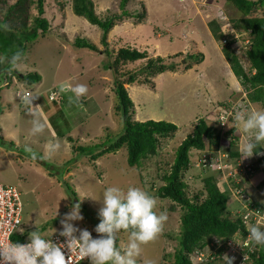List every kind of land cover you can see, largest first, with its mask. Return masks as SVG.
Listing matches in <instances>:
<instances>
[{
  "label": "rangeland",
  "instance_id": "1",
  "mask_svg": "<svg viewBox=\"0 0 264 264\" xmlns=\"http://www.w3.org/2000/svg\"><path fill=\"white\" fill-rule=\"evenodd\" d=\"M14 1L16 0H9L8 4ZM66 1L68 0L45 1L46 17L52 24L51 34L39 35L35 40L29 41L26 53L18 60H13V68L16 67L24 74L38 72L40 80L29 84L18 78H15V82L6 76L7 82L0 86V133L16 142L14 149L0 147V183L17 186L21 191L22 226L28 229L27 234L37 227L40 234L44 235L43 238H47L53 231L63 229L60 220L64 219L63 214L70 211L69 206L75 202L71 190L66 188L63 182H67L77 191L80 203L89 210L88 213L81 206L83 219L69 223L89 230L93 238L97 236L93 229L98 224L96 216L102 207L103 190L108 186H117L124 191L130 186L139 187L156 198L154 210L157 214L163 213L166 219L158 235L141 245L140 255L136 258L137 264H147L149 261L151 264H175L182 210L179 206L172 210V201L157 196L156 192L164 183L163 175L169 171L174 161L177 146L193 130L201 115L208 117V122L212 123L216 112L223 110L228 119L237 113L247 116L251 111L261 110L260 103H250L249 108L245 107L248 101L244 100V88L236 86L241 84L240 79L233 72L229 61L224 59L221 46L218 45V48L216 45V38L209 26L210 20L215 17H226L225 22H228L231 16L241 17L244 12L228 0H129L125 9L132 15L135 14V17L122 14L121 19L116 21L107 37L109 50L117 51L122 46H133L141 50L147 49L152 56L162 55L167 62L176 63L175 70H166L157 75V90L152 89V92L149 90V93H145L138 91L141 86L139 84L125 85L135 105L133 119L167 120L177 124L178 130L172 136L161 138L157 154L144 159L141 166L128 163L126 147L116 152L104 153L95 161L84 156L74 164L65 166V162L75 155L67 143V137L65 140L60 138V148L50 155L44 148L50 142L58 143L48 136L52 130H58L57 123L60 126V134H70L75 139V144L85 146H95L108 137L114 138L124 129L122 118L116 110L117 97L113 89L112 71L107 68L112 58L101 52L106 47L101 42L103 30L85 17L75 14L71 4H65L66 7H63ZM93 1L95 11L101 18L123 13L122 0ZM69 2L72 3L71 0ZM142 2L145 4L147 17L138 22V14L144 7ZM8 4L0 9L4 17ZM25 5L26 0L14 9L12 17L25 20ZM255 9V13H264V3L261 2L260 7ZM16 10L22 13L19 15ZM30 14L32 18L38 14L35 5L30 9ZM78 37L95 43L99 50L76 47L74 42ZM199 53H202L203 57L201 61L196 62ZM241 59L245 66L249 65L245 55ZM138 61L128 67L134 68L142 63L141 60ZM153 81L154 86L156 81ZM76 85L87 87L86 94L78 102L70 91ZM191 88L199 95L207 91L211 96L206 103L198 105L199 98L193 100L192 94L190 96ZM26 90L31 93V97H39L37 101L42 100V104L53 112L48 115L44 111L46 117L40 118L45 125L44 129L29 136L27 134L31 132L33 116L26 111L27 100L21 99L19 95V92ZM233 98L234 103L230 105ZM137 100H140L139 105ZM191 101H194V109L187 111ZM222 101H225L223 105L220 104ZM232 123L231 121L230 124ZM49 124L51 128H48ZM236 131L243 141L244 133L238 125ZM47 138L52 140H46ZM206 142L208 144V141ZM225 148H228V143L223 146V150ZM33 153L36 158L32 157ZM40 156L45 163L56 165L51 172L55 171L57 176L50 175L45 165L38 162L37 157ZM257 157L254 153L248 158L252 165ZM64 166L65 169H62ZM261 170L263 171H260L259 175L258 169L253 168L251 179H263L264 168ZM199 171L198 168H191L187 172L186 178L191 193L203 186L202 179L207 174ZM260 191L262 194L257 192V199L263 201L264 180ZM233 200L234 196L228 203L229 215L232 218L233 212L242 207L238 201ZM61 213L62 217L55 222L54 219ZM257 213L262 214L259 210ZM257 213L255 217L258 222L264 223V218H259ZM43 227L45 229L42 231ZM114 237L117 239L115 246L123 253L130 240L129 232L118 231ZM13 238L17 242H23L28 236L21 234ZM202 255L203 253H195L193 259L197 260Z\"/></svg>",
  "mask_w": 264,
  "mask_h": 264
},
{
  "label": "trees",
  "instance_id": "2",
  "mask_svg": "<svg viewBox=\"0 0 264 264\" xmlns=\"http://www.w3.org/2000/svg\"><path fill=\"white\" fill-rule=\"evenodd\" d=\"M45 1L26 0V18L22 20L13 18L12 13H15L14 9L24 4L25 0H16L9 4V0H0V9L3 5L8 4L6 17L0 11V72H5L7 77L11 78L12 75H20L19 70L16 67L13 68V64L16 59L18 60L26 53L29 41L35 40L39 35L46 36L50 34L52 24L49 18L46 17ZM71 1L72 3L69 0L63 3V7L71 4L75 14L85 17L92 24L99 26L103 30L101 42L106 47L101 52L108 54L112 58L107 68L112 71L113 89L117 97L116 110L122 118L124 129L114 138L108 137L105 141L96 143L95 146L75 144V139L71 135H66L67 140L72 143V151L75 155L67 160L64 165L74 164L84 156L90 157L92 161H95L104 153L116 152L120 148L126 147L128 163L141 166L144 159L157 154L161 138L174 135L178 130V126L174 122L167 120H134V101L125 85L143 84L153 86L152 82H154L155 77L166 70H175L176 63L167 62L162 55L152 56L147 49L141 50L133 46H122L117 51L109 50L107 37L109 31L115 26L116 21L121 19L122 14L135 17V14L132 15L125 9L129 0L121 1V8L123 9L121 15L106 18H101L97 15L93 0ZM228 1H232L237 8L244 12V16H231L228 18L234 27V32L223 30L226 19L223 20L218 17L210 20V29L216 40L222 44V51L225 57L245 89L246 98L244 100L248 101L245 107L249 108L250 103H260L261 107L264 108V13H255V8L257 6L260 7V3L262 2L263 4L264 0ZM142 4L144 7L142 8L143 11L138 14V22L143 21L147 17L145 4L143 2ZM34 5L38 9V14H35L32 18L30 9ZM16 12L19 15L22 13L19 10H16ZM236 33L242 36L243 42H245L244 38L248 39L249 37V42L246 44L248 48L245 51L250 62L248 69L244 67L241 55L236 47L238 44L235 39ZM74 45L76 47L99 50L95 43L83 38H77ZM14 56L15 59L13 58ZM202 57L203 54L199 53L196 57V62L201 61ZM138 60H141L142 63L137 64L134 68L128 67V65ZM189 66L190 64L187 67ZM40 78L41 76L38 72L26 74V80L29 84L39 81ZM231 101L230 105L234 103V98ZM224 102L222 101L220 104L223 105ZM208 121V117L201 115L195 122L193 130L179 143L175 150L174 161L169 171L163 175L164 183L158 187L156 192L157 196L168 198L172 201L170 205L172 210H175L177 206L182 210L181 227L177 236L178 245L174 263L224 264L225 261H222L221 256L230 248V246L227 247V242L230 239L241 237L242 240L240 239L237 242L239 246L236 252L240 254L238 260L244 253L246 254V259L241 264H264V245L253 247L251 243L245 244L243 240L247 236V230L250 225L254 224V226L259 227L254 218V213L251 214L248 221L242 216L232 218L227 211L230 194L219 187L212 176L205 177L204 186L198 191L190 192V184L186 177L190 168V154L193 149H221L228 143V148L223 150L225 155L232 160V163L240 159L239 139L241 135L236 131L237 125L234 117L230 116L224 124H221L217 119H213L212 121L214 122L212 123ZM231 121L233 122L232 124H230ZM60 136H65V134H60ZM206 141H208V144ZM15 144L16 142L13 139H8L0 133V147L14 149L13 146ZM259 152L262 154L258 155L253 166L257 169L259 167L263 169L264 147L259 148ZM37 159L38 162L45 165L50 175L57 176L55 171L51 172L56 165L53 164L54 166H51L48 162L45 163L41 156L37 157ZM65 166L62 169H65ZM63 183L66 188L68 187L71 190L73 199H75L73 201L79 200L77 191L72 189L67 182ZM79 202L81 201L79 200ZM80 205L89 213L85 205L81 203ZM256 206L264 213V202H257ZM61 217L62 213L54 221L58 222ZM96 219L99 223L98 213ZM44 229L45 227L42 228V230ZM126 231L121 230V232ZM116 241L117 239L115 238V245L117 244ZM195 253H203L202 259H193ZM235 262L237 261L232 259V264H237Z\"/></svg>",
  "mask_w": 264,
  "mask_h": 264
},
{
  "label": "clouds",
  "instance_id": "3",
  "mask_svg": "<svg viewBox=\"0 0 264 264\" xmlns=\"http://www.w3.org/2000/svg\"><path fill=\"white\" fill-rule=\"evenodd\" d=\"M222 19L224 20L226 17ZM226 23L231 25L233 28L232 32H234L231 21L224 24ZM238 35L239 37H235L238 41L236 45L237 50L240 55L243 53L247 58L245 51L248 48L246 44L249 42V37L247 36L248 39L244 38L245 42H243L242 36ZM217 42L222 49V44L218 40ZM243 55H241V58ZM13 58L15 59V56ZM249 66L250 63L248 66L244 64L246 69ZM28 73L24 74L22 71H19L20 75L18 76L21 77L12 75L11 79H14L15 82L17 81L15 78L27 81L26 74ZM6 82V73L4 72V80L0 83V86ZM27 91L19 92V95L21 99L27 100L28 107L26 111L34 117L32 119L31 133L36 134L41 132L45 125L39 119L38 113L35 112L36 106H33V100L36 97H31L29 91V95H26ZM70 91L72 97L74 96L76 102H78L86 94L87 87L85 85H76ZM72 97L69 98L70 102H72ZM260 109L259 111H251L247 116L239 113L234 116L236 124L244 133V139L239 146L240 159L232 163V160L222 151L223 148H221L222 150L219 148L208 150H206L207 148L204 150L196 149L197 154L195 156L193 155V151H191L190 168L188 169L198 168L201 172L206 173L207 175L202 180L205 177L212 176L219 187L229 192L230 198L234 196V200L238 201L242 207L233 212V218L242 216L248 221L251 214L254 213V218L259 227L252 224L247 230L248 238L253 247L264 245V224L263 221L262 223L258 222V218L255 217V211L258 212L259 210L256 206L257 202H264V200H256L250 194V189L245 184V178H247V181L250 180L252 176L251 171L254 168L248 158L254 153L257 155L262 154L259 152V148L264 147V108L260 107ZM58 147V143L50 142L46 145L47 154L50 155ZM28 151H31V149H28ZM32 157L36 158V154L33 153ZM203 159H205L204 162ZM239 162L251 164L252 170L243 173L244 165H238ZM218 165L222 167H218ZM260 169L259 167L258 171ZM230 171H232V175ZM261 180H264V178L259 181ZM261 183L259 186H261ZM236 190H240L241 192L238 194ZM155 207L156 198L139 187L130 186L124 191L117 186H108L102 192V207L98 213L100 222L93 229L97 234L96 238H93L92 232L89 230L80 229L69 223V221L83 219L81 205L79 200H77L71 203L69 206L70 211L64 213V219L60 220L63 229L58 234L65 237L63 242L53 243L51 240L43 238L37 227H35V230L28 233L27 243L9 242L0 245V264H70L68 256L74 250L78 252L79 259L87 258L89 260L86 264H137L136 258L140 255L141 245L150 242L158 235L166 219L163 213L157 214L154 211ZM227 211L228 213L230 212L228 206ZM257 214L259 218H264V213ZM121 230L129 231L130 237L127 248L123 253L115 246L114 237V234ZM21 231L23 230L21 229ZM224 261L226 264H232V258L227 255L224 256ZM147 264H151V262L149 261Z\"/></svg>",
  "mask_w": 264,
  "mask_h": 264
},
{
  "label": "built area",
  "instance_id": "4",
  "mask_svg": "<svg viewBox=\"0 0 264 264\" xmlns=\"http://www.w3.org/2000/svg\"><path fill=\"white\" fill-rule=\"evenodd\" d=\"M224 30L233 31V28L229 23L224 24L223 26ZM235 37H239L238 34H235ZM26 95H29V92L27 91L25 93ZM214 119H217L220 123L224 124L228 120V115L223 110L220 113H216L213 117ZM205 159H203V162ZM244 165V169L242 170L243 173L252 170V166L249 163H242L239 162L238 165ZM218 167H222L221 165H218ZM230 174L232 175V171H230ZM236 192L239 194L241 191L236 190ZM244 196V195H243ZM257 213V211H255ZM258 215V214H257ZM23 223V201H22V194L21 191L17 188V186L14 185H8V184H2L0 183V245L6 244L9 242H17L14 240L15 235H25V237L28 236V234H25L28 229L24 228L22 226ZM264 224V223H263ZM21 229L23 231H21ZM59 231L52 232L47 238L51 239L53 243H61L65 240V237L59 236ZM44 237V235H43ZM241 237H236L234 239H230L227 242L228 250L224 253L222 257V260H224V256L227 255L228 257L232 258L234 261H237L235 263L241 264L244 259H246V254L242 255L240 260H238V257L240 254H237L236 252L237 247L239 246L237 244L238 241H240ZM242 240V239H241ZM245 244L251 243L248 234L246 238H243ZM28 239L24 240L23 242L19 243H27ZM67 251V250H66ZM202 259V256L200 257ZM198 258V259H200ZM68 261L70 264H86L88 263V259H79L78 252L73 251L68 256Z\"/></svg>",
  "mask_w": 264,
  "mask_h": 264
},
{
  "label": "crops",
  "instance_id": "5",
  "mask_svg": "<svg viewBox=\"0 0 264 264\" xmlns=\"http://www.w3.org/2000/svg\"><path fill=\"white\" fill-rule=\"evenodd\" d=\"M186 34V33H185ZM216 45L218 46L219 44H218V42H217V40H216ZM220 46V45H219ZM219 46H218V48H219ZM220 50L222 51V49L220 48ZM224 55V54H223ZM225 57V56H224ZM225 60H226V57L224 58ZM170 71V70H169ZM168 73H170V72H168ZM200 75L202 76V73H200ZM155 81H156V84H154V86H144V85H141V86H139V90L138 91H142V92H145V93H149L150 91L152 92V89H156L157 90V88L159 87V79H158V77L156 76L155 77V79H154ZM128 86H130V85H128ZM237 87H239V86H241V87H243V85L242 84H240V85H236ZM210 86L208 85V88H209ZM244 88V87H243ZM40 90V89H39ZM150 90V91H149ZM244 92H245V90L244 89H242ZM200 92V91H199ZM189 93H190V96H191V94H192V96H193V100L194 99H197V98H199L198 99V105H201V104H203V103H206L207 102V100H208V98L211 96V94L209 93V92H207V91H204V92H201L200 93V95L199 94H197V92L195 91V90H193V88H191L190 90H189ZM246 93V92H245ZM205 97V98H204ZM214 97V96H213ZM212 97V98H213ZM219 97V96H218ZM221 97H224V96H221ZM215 98V97H214ZM39 99V97L38 98H36L35 100H33V106L35 107L36 106V108H35V112L36 113H38V117H39V119L40 118H45L46 117V115H45V113H44V111L45 112H47V114L48 115H52L53 114V112L52 111H50L48 108H46L45 107V105L44 104H42L43 102H42V100L40 101V102H38L37 100ZM190 99L192 100V98L190 97ZM194 101H191L189 104H188V106H187V108H189L187 111H190V110H192V109H194V106H193V103ZM209 102V101H208ZM137 103H138V105H139V103H140V100H137ZM24 108L25 107H23V109L22 110H24ZM44 114V115H43ZM142 118V117H141ZM32 119H34V117L32 118ZM144 119V118H143ZM179 119H182V120H184L183 118H181V117H179ZM145 120V119H144ZM186 123V122H185ZM59 127V128H58ZM30 128H32V122H31V127ZM48 128H51L50 127V124H49V126H48ZM56 128H58V130L57 129H55L54 131L52 130V132H51V134H49L48 136L49 137H53L54 138V140L53 141H57L58 142V145H59V147L58 148H60V138L62 137V138H64V140L66 139V135L65 136H60V126L58 125V123H57V127ZM52 133H54V136H56V137H54V136H52ZM31 134V132H29L28 134H27V136H29ZM23 135V134H22ZM67 135H70V134H67ZM56 138V139H55ZM241 138L242 137H240V139H239V142H240V144H241V142H242V140H241ZM46 140H49L48 138L46 139ZM52 140V139H51ZM51 140H49V141H51ZM48 142V141H47ZM47 142H44V143H47ZM68 144H69V146H71V150H72V144H71V142H67ZM40 144H42L41 142H40ZM44 148H46V147H44ZM195 151H193V155L195 154H197V151H196V149H194ZM194 155V156H195ZM260 171H263V170H259V175L261 174L260 173ZM259 175H258V177H259ZM245 184H246V186H247V188L248 189H250V194L256 199V200H259V199H257L258 198V193H261L262 194V192L260 191V183H261V181H255V179H251L250 178V180L249 181H247V178H245ZM258 192V193H257ZM235 201V200H234Z\"/></svg>",
  "mask_w": 264,
  "mask_h": 264
},
{
  "label": "water",
  "instance_id": "6",
  "mask_svg": "<svg viewBox=\"0 0 264 264\" xmlns=\"http://www.w3.org/2000/svg\"><path fill=\"white\" fill-rule=\"evenodd\" d=\"M4 80V72L0 73V83H2Z\"/></svg>",
  "mask_w": 264,
  "mask_h": 264
},
{
  "label": "bare ground",
  "instance_id": "7",
  "mask_svg": "<svg viewBox=\"0 0 264 264\" xmlns=\"http://www.w3.org/2000/svg\"><path fill=\"white\" fill-rule=\"evenodd\" d=\"M45 239H48V238H45ZM49 240H51V239H49Z\"/></svg>",
  "mask_w": 264,
  "mask_h": 264
}]
</instances>
